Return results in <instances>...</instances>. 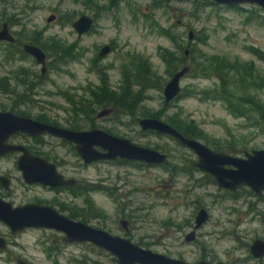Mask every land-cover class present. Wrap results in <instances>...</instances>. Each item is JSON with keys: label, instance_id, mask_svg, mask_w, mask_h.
Returning <instances> with one entry per match:
<instances>
[{"label": "rangeland", "instance_id": "rangeland-1", "mask_svg": "<svg viewBox=\"0 0 264 264\" xmlns=\"http://www.w3.org/2000/svg\"><path fill=\"white\" fill-rule=\"evenodd\" d=\"M211 2L114 0L111 4L110 0H0V24L14 22L8 24L20 43L55 38L71 51L70 55L61 57L46 45L49 55L45 72L41 74L40 65L32 57L19 53L17 45L0 44V80L4 79L14 92L7 94L0 89V111L22 113L33 119L43 116L66 127L74 120L67 98L77 100L81 96L88 98L90 94L95 99L92 92H99L102 75L106 76L109 87L117 91L122 65L149 64V71L163 85L161 89L153 87L144 93L137 108L138 119L146 113H159L162 119L165 116L176 118L183 121V125L192 122L202 136L199 141L210 148L216 142L223 146L221 151L236 156L264 148L261 110L254 113L259 122L253 124L250 119L234 116L224 101L198 93L219 85L220 79L214 73L208 78L185 75L180 81L185 95L164 103L163 86L169 74L161 55L164 51L177 52L180 46L188 48L187 43L196 50L193 57L199 54L201 58L220 57L226 63L238 59L241 64L252 63L255 70L264 72V23L259 19L246 20L248 9L262 17L264 9L243 4L237 6L244 12H237L232 7ZM68 14L71 21H67ZM82 14L93 17L94 22L90 31L78 36L71 23ZM50 15L55 19L47 22ZM189 29L194 32L191 41L187 38ZM169 34L174 35L177 42L172 41ZM106 44L111 46V52L99 57L100 48ZM190 61L191 58L187 63ZM28 83H32L29 90ZM237 93L256 95L264 106V90L249 88L247 92ZM102 107L104 105L97 107L96 112ZM116 114L124 124L109 116L94 117L96 128L126 137L140 146H159L165 150L170 163L189 171L173 175L168 167L132 161L122 163L119 159L85 165L68 146H58L55 138H48L51 146L29 142L50 158L62 161L60 171L66 176L76 178L84 186L100 187L81 195H57L60 211L68 216L75 214L76 220L127 237L154 252L183 253L191 260L203 253L201 248H204L212 250L223 261L222 253L227 250L236 260L235 264H264V256L256 259L249 251L254 239L264 240V194L256 196L246 187L228 194L230 191L209 181L196 167H187L196 159L191 150L168 136L140 130L138 123L133 124L122 110ZM230 141L235 145L232 151L224 148ZM0 173L13 178L9 195L0 186V193L13 205L49 196L40 188L20 186L21 175L12 157L0 158ZM87 198L92 201V207L102 212L101 217L84 214ZM199 208L207 210L208 220L196 230L191 242L201 244V248L170 247L186 243L185 235L192 230ZM120 217L129 221L128 233L120 227ZM0 236L8 242V247L0 250V264H16L18 258L30 264H117L105 251L89 243L62 242L63 233L52 229L27 228L11 234L9 227L0 221Z\"/></svg>", "mask_w": 264, "mask_h": 264}, {"label": "water", "instance_id": "water-1", "mask_svg": "<svg viewBox=\"0 0 264 264\" xmlns=\"http://www.w3.org/2000/svg\"><path fill=\"white\" fill-rule=\"evenodd\" d=\"M218 5L237 6L253 4L264 9V0H210ZM55 19L54 15L46 18L47 22ZM93 17L82 14L77 17L71 26L78 36L90 31L93 25ZM194 32L189 29L188 40H192ZM13 42L14 37L9 30L7 22H3L0 28V42ZM111 46L106 44L98 52L103 57L111 52ZM23 51L32 56L41 66V73L46 69V54L37 45L26 43ZM188 56V49L184 50ZM188 66H183L175 71L163 86L164 103L173 101L181 92L180 81L187 74ZM114 111L112 106L102 107L96 114V118H104ZM259 119L264 121V107L259 114ZM142 131H153L161 135L173 138L183 147L191 150L196 159L193 166L200 172L208 174L213 182L221 189L235 192L242 187L248 188L256 196L264 194V148L244 151L243 156H236L224 151L213 150L198 139L188 138L176 128L162 119L142 117L138 120ZM23 133L30 136L49 134L68 141L75 146L78 157L85 164L99 161H112L123 159L132 162H143L146 165H161L167 161V154L146 146L133 143L126 137L110 134L99 128L73 130L26 116L16 115L11 111H0V156L21 152L18 159V169L22 179L27 184L39 183L49 186L73 185L75 178H64L57 172L55 166L41 157L33 156L28 149L21 144H12L8 138L12 135ZM0 183L4 188L8 187V178L0 174ZM208 219L205 208L197 210L193 229L185 235V241L191 242L196 237V230ZM0 221L10 229L11 234H17L27 228H44L63 233L61 241L64 243H90L107 251L112 255L117 264H191L183 259L169 257L165 254L154 252L140 247L128 238L114 235L110 232L93 227L81 220L72 219L49 206L37 204H24L13 206L10 201L0 198ZM121 226L126 227L127 221L121 219ZM8 247L7 240L0 236V250ZM254 258L264 255V240L254 239L249 247ZM16 264H30L18 258ZM195 264H210L198 262Z\"/></svg>", "mask_w": 264, "mask_h": 264}, {"label": "trees", "instance_id": "trees-1", "mask_svg": "<svg viewBox=\"0 0 264 264\" xmlns=\"http://www.w3.org/2000/svg\"><path fill=\"white\" fill-rule=\"evenodd\" d=\"M110 1L111 4L114 2V0ZM159 1L160 0H158V2ZM211 3L213 4V2ZM232 8H234V10H236L237 12H244V10L238 6H233ZM246 12L248 13L246 16L247 21L259 19V21L262 20L264 23V17L257 15L253 9H248V11ZM261 17L263 19H261ZM67 21H71V16H69V14L67 15ZM8 22L10 24H14V22H12L11 20H9ZM163 32L167 34L168 30H164ZM168 37L174 42H177L178 40L174 37V35L172 36L171 34H169ZM196 38L199 39V36L196 35ZM29 42L36 43L37 45H39L47 54V56L49 55V53L45 49L46 45H49L50 50L58 56L62 55L61 57H64V55L71 54V51L68 50V48L64 44L56 41L55 38H51L50 40L45 41L32 40ZM186 47H188V56L184 54V50L186 48H184L183 46H180L177 52L164 51V53L161 55V58L167 63V73L169 74V77L183 66H188V72L186 74L187 76H200L208 78L211 74L214 73L220 79L219 85L209 90L198 91V93H202L208 98L222 100L227 104L230 112L234 116L250 119L253 124L258 123L259 121L255 117L254 113L259 112V110H262L264 107L260 100L256 98V95H243L237 92H247L249 91V88L255 90H264V72L255 70V68H253L252 66V63L243 65L238 62V59H235L233 62L227 61L226 63L224 62V58L220 57H212L211 59L205 57L201 58V54L196 57H193L192 55L196 53L194 47L190 46L189 43L186 44ZM18 51L19 53L23 54L21 49H19ZM255 52L257 54H260L258 50H256ZM190 58V63H187ZM203 60H205V62ZM262 60H264V56L262 57ZM148 65L141 66V64L134 63H132L130 67L122 65L121 84L119 85L117 91L112 90L109 87V84L106 80V76L102 75L101 84L98 88L99 92H92V96H95V99H92L91 95L88 93V98L85 96H81L77 98V100L67 98L68 103L71 104V113L74 117V120L70 122L66 127L73 130L92 129L94 127L96 128L94 118L96 108L101 107L102 105H104V107L112 106L114 108L113 113L109 115V117L115 118L118 123L124 124V122H122L120 118H117L116 114L117 112L122 110L124 115L131 119L133 121V124L137 125L139 120L137 118V108L145 97L144 93L148 89L153 87H158L159 89H161L163 85L159 82L157 76L149 71ZM22 75L24 76L25 73L22 72ZM31 87L32 85H28L27 90L31 89ZM0 89L7 94L14 93L13 90H10L8 88V85L7 83H5L4 79L0 80ZM183 92H186L185 89H182V91L174 100L183 97L185 95L183 94ZM16 114L24 115L22 113ZM161 115L159 113H146L142 117H153L157 119H162ZM37 120L58 125L57 123H54L50 119L45 118L43 116H40L39 118H37ZM162 120L176 128L180 133H182L188 138L198 139L202 137L200 132L197 131L196 127L193 125L192 122H188L187 124L183 125V121L176 118H170L168 116H165V118ZM145 132L156 134L158 136L161 135L153 131ZM140 133L143 134V132ZM171 139L174 140L173 138ZM233 143V141L228 142L227 145L229 146H224V148L232 151L235 148V145ZM178 144L181 145L179 142ZM211 148L213 150L221 151L223 149V146H220L216 142H213L211 144ZM155 149L160 150L161 152H165V150L161 149L159 146H156ZM119 160L122 163L129 162L123 159ZM190 163L191 162H189V165H187L188 168H191L193 166ZM140 165H143V162H141ZM156 166L168 167L166 169L173 175L175 173H187L189 171V169L178 167L180 165H178L177 163H170L168 160L164 164ZM205 177L209 181L213 182L207 174H205ZM97 189H100V187L94 184L90 186H84L78 190L77 194L81 195L85 194L86 191H94ZM228 194L233 195V192H228ZM85 202L87 206V208L84 209L85 215L91 214L95 217L102 216V212L99 209L94 206L92 207L91 200H88L87 198ZM69 216L71 218H76L75 214H70Z\"/></svg>", "mask_w": 264, "mask_h": 264}, {"label": "flooded vegetation", "instance_id": "flooded-vegetation-1", "mask_svg": "<svg viewBox=\"0 0 264 264\" xmlns=\"http://www.w3.org/2000/svg\"><path fill=\"white\" fill-rule=\"evenodd\" d=\"M3 22H7V21H3ZM2 22V23H3ZM73 22V21H72ZM2 23L0 24V28H1V25ZM8 23V22H7ZM9 26V24H8ZM9 30L11 32V34L13 35L14 37V41L13 42H7V41H1L0 44H7L9 46H18L19 49L22 50V53L26 56H30L29 54H26L24 51H23V45L26 44V43H29V44H33V45H37L36 43H32V42H29V41H26V42H23V43H20L19 40H17V38L15 37L14 33L11 31V28L9 26ZM39 46V45H37ZM40 47V46H39ZM41 48V47H40ZM18 49V50H19ZM42 49V48H41ZM43 50V49H42ZM44 51V50H43ZM46 54V53H45ZM32 57V56H30ZM33 58V57H32ZM34 59V58H33ZM46 59H47V54H46ZM35 60V59H34ZM36 62V61H35ZM47 62V60H46ZM39 65V64H38ZM41 67V66H40ZM41 72V71H40ZM43 74V73H41ZM22 82H24L22 80ZM25 86V84H22ZM28 85H32V83H28L26 84V87ZM12 112V111H11ZM14 113V112H13ZM97 113V112H96ZM16 114V113H14ZM16 115H19V114H16ZM20 116H23V115H20ZM43 122V121H42ZM52 124V123H50ZM60 126V125H58ZM64 127V126H63ZM83 130V129H82ZM49 137L51 138H55L58 142H57V145L60 146L61 144L62 145H66L69 147V149H71V152L76 154V151H75V146L74 144L68 142V141H65L59 137H55V136H52V135H49V134H43V135H37V136H30V135H27V134H23V133H18V134H15V135H12L8 138V142L9 143H12V144H21L23 146H25L28 151L35 157H41L43 159H45L46 161H48L49 163L53 164L57 170L58 173L62 174L64 176V178H73V177H68L66 176L65 174H63L61 171H60V165L63 163L62 161H60L59 159L55 158V157H52L50 158V156L45 153V152H42L40 151L37 146H31L29 144V142H33V144L35 145H41V146H46V145H49L51 146V143H50V140L48 139ZM21 155V152H11V153H6L2 156H0V158H3V157H12L13 158V162H14V165L15 167L18 169V159H19V156ZM78 156V155H77ZM82 161V160H81ZM115 161V160H114ZM62 162V163H61ZM83 162V161H82ZM94 163V162H93ZM85 164V163H83ZM92 164V163H91ZM85 165H89V164H85ZM19 170V169H18ZM20 172V175H21V179H22V174H21V171L19 170ZM1 174V173H0ZM2 175H5V174H2ZM7 178H8V187L7 188H4L1 183H0V186L1 188H3L5 191H6V194L9 195L10 193H12V176H10L9 174H6L5 175ZM76 179V178H75ZM20 186L23 188V189H29V188H32V187H37V188H40L41 190H43L44 192H46L47 194H49V196L47 197H39V198H36V199H31L29 200L28 202H25L23 204H19V205H13V206H20V205H24V204H28V203H32V204H37V205H41V206H49V207H52L54 209H56L58 212L62 213L60 210V207H58V204L57 202L59 200L55 199V197L62 193H70L71 195H73L74 193H77L78 190L82 187H84L83 184H80V181H78L76 179V183L73 184V185H64V186H49V185H43V184H39V183H33V184H27L23 181L19 182ZM92 185V184H91ZM88 193V192H87ZM262 196V195H261ZM0 198L4 199V200H7L4 198L3 194L0 193ZM9 201V200H7ZM11 202V201H10ZM12 203V202H11ZM13 204V203H12ZM200 209V208H199ZM64 214V213H62ZM66 215V214H64ZM68 216V215H66ZM70 217V216H68ZM71 218V217H70ZM74 219V218H72ZM121 219H125L127 221V225L126 227H123L121 226L120 224V220ZM208 220V219H207ZM118 223L120 225L121 228H123V230L128 233L130 231V226H129V221L126 219V218H122L120 217V219L118 220ZM205 223V222H204ZM203 223V224H204ZM202 224V225H203ZM200 228V227H199ZM193 229V228H192ZM191 231V230H190ZM189 231V232H190ZM112 234V233H111ZM114 235H117V234H114ZM127 238V237H125ZM129 239V238H128ZM90 244V243H89ZM137 244V243H136ZM93 245V244H91ZM138 245V244H137ZM95 246V245H93ZM140 247H143L145 248L144 246H141L139 245ZM174 246H178V247H187V246H199L201 248V244L199 243H190V242H181V243H177V244H171L170 247H174ZM96 247V246H95ZM98 248V247H96ZM197 248V247H196ZM99 251L102 250L100 248H98ZM148 249V248H147ZM201 250L203 251V253L199 254V256L197 258H194V259H186L185 258V254L183 253H179V254H173V253H169V252H165V253H162V254H165L169 257H174V258H180V259H183L184 261L188 262V263H191V264H195V263H198V262H208L210 264H235L236 260H234V258H232L231 256V253L229 251H224L222 254L224 255V258L225 260H220L213 252L212 250H208L206 251L204 248H201ZM102 251H105V250H102ZM250 251V250H249ZM106 253H104L105 255L109 256L114 262H116V259L110 255L107 251H105ZM109 254V255H108ZM264 256V255H263ZM262 256V257H263ZM262 257H259V258H256V259H262ZM117 263V262H116Z\"/></svg>", "mask_w": 264, "mask_h": 264}]
</instances>
